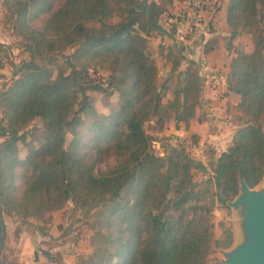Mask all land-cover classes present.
Wrapping results in <instances>:
<instances>
[{
	"label": "trees",
	"instance_id": "trees-1",
	"mask_svg": "<svg viewBox=\"0 0 264 264\" xmlns=\"http://www.w3.org/2000/svg\"><path fill=\"white\" fill-rule=\"evenodd\" d=\"M0 3L29 54L11 62L8 80L0 83V218L2 213L24 221L32 217L43 225L50 211L67 201L92 207L95 242L83 264H205L211 242L227 247L230 235L212 238L209 216L219 205L214 198L232 199L238 172L249 187L264 173V0L226 2L225 48L232 50L226 88L238 94L235 107L245 119L225 149L208 159L211 175L197 181L193 158L152 152L143 128L152 118L151 128H162L165 111L159 100L166 88L165 81L156 83V67L146 51V6L139 0ZM149 7L153 12L154 3ZM242 34L251 37L247 52L232 43ZM67 46L72 50L65 64L72 70L51 82L41 79L46 63L56 58L53 51L62 53ZM6 48L0 42L1 55ZM177 64L173 61L172 69ZM88 68L107 72V87L122 107L65 143L63 128L75 129L87 107L78 86L92 79ZM199 90L200 78L187 66L166 104L175 121L186 123L193 115ZM32 118L43 129L35 144L23 130ZM109 157L115 159L112 167L95 170Z\"/></svg>",
	"mask_w": 264,
	"mask_h": 264
},
{
	"label": "crops",
	"instance_id": "crops-1",
	"mask_svg": "<svg viewBox=\"0 0 264 264\" xmlns=\"http://www.w3.org/2000/svg\"><path fill=\"white\" fill-rule=\"evenodd\" d=\"M151 2L154 3L153 12L149 7ZM214 2L212 11L204 12L196 24L187 28L183 17L187 0H139L140 5L146 6L149 33L156 32L142 34L145 35L148 51L156 67L155 79L158 81L159 73L162 72L160 82L166 81L163 99L167 102L172 98L169 85L173 84L170 81L177 78L181 82L187 66L200 78L198 104L194 107L193 115L186 124L173 119L164 128L165 138L169 141L168 154L181 152L174 144L179 140V134L193 135V140L198 143L195 151L197 160L193 164L198 165L200 173L206 169L204 158L214 159L225 149L234 128L245 119L235 107L238 94L226 88L232 54V50H227L224 45V38L229 32L225 20L227 0ZM165 11L166 28L159 22ZM165 37L166 58L159 53V45L164 43L161 38ZM0 42L6 43V40L0 37ZM175 60H178V64L172 69ZM203 143L208 145V149L201 151ZM191 169L197 170L194 167ZM71 212V208L63 206L54 209L49 213V221L43 225L36 224L32 217L24 221L15 215H6V219L1 216L4 236L0 264H83L85 256L91 251V243L88 240L81 243L79 240L78 246L75 245L76 237L82 239L83 231L76 232L73 228L76 223Z\"/></svg>",
	"mask_w": 264,
	"mask_h": 264
},
{
	"label": "rangeland",
	"instance_id": "rangeland-1",
	"mask_svg": "<svg viewBox=\"0 0 264 264\" xmlns=\"http://www.w3.org/2000/svg\"><path fill=\"white\" fill-rule=\"evenodd\" d=\"M165 1L166 0H164V2ZM159 20L158 21L162 25H165L166 28V23H164L166 22V11L164 12L163 17H160ZM12 23H13L12 16L9 14L6 8L0 3V37H2L3 40H6V43L3 44L7 47L6 54L1 55L0 53V59L3 61V64L0 67V74H1L0 83L2 81L8 80L10 76L11 62L16 63L22 59L29 58L28 51L24 49L20 36L16 34L12 28ZM36 24H38V22H36ZM263 28H264V23H263ZM153 32L154 31H150L151 34L156 33ZM150 33L148 30L147 34ZM161 40H164V43H160L159 53L160 55H163L166 58V45H165L166 37L164 39L161 38ZM226 40L227 39L224 38V45L226 43ZM232 43L236 50L247 52L251 48V37L248 34L239 35L232 40ZM145 45H146V51L150 55V52L148 51L149 49L146 38H145ZM71 50L72 49L67 46L62 50V53H59L58 51H53V53L56 55V58L54 61L46 63L48 70L44 75L40 76V78L48 82H51L52 80L56 79L60 74L70 72L72 68L66 66L65 56ZM172 56L173 58L175 57L173 54ZM35 61L40 62L41 59L35 58ZM58 67L61 68L58 69ZM87 72L92 79L86 83L85 82L79 83L78 86V96L82 103L87 104V107L80 111L79 115L81 117V122L75 127V129L70 130L66 127L63 128L65 143L71 137H73V135H77V134L79 135L81 133H85L86 131L92 130L94 127H96L98 121L103 119V116L105 114L112 111L114 108L122 107L117 101L116 93L109 91V88L107 87V80H108L107 72L103 69H97L96 71H93L90 68L87 69ZM162 75L163 73L160 72L159 73L160 79H158V81L157 79H155L157 84L160 83ZM174 80L170 81L172 82L173 85L169 83L170 89H172V87H177L179 84L177 78H174ZM165 92H166V88L163 89V94L159 100V106L165 111V114L162 118V128L159 130L151 128L153 118L151 120L146 121L143 124V128L145 132L149 134L151 137L149 142L150 150L154 153L162 154L164 156L168 154V145H169V141L166 140L165 138L166 130H164V128H166V124L172 123V120L174 119L172 110L166 107L167 104L166 99H163ZM75 107L76 105L73 107V109H70L68 111L67 116H70L72 114ZM23 130L26 132V138L28 140V143H34V144L39 140L43 132V129L40 125V121L37 118H32L28 122V124L23 128ZM174 144L175 146H177V148L180 149L182 154H185L186 156L191 157L194 160H197V158H195L196 156L195 151L186 150L181 145L179 140H177V142H175ZM26 148L27 147L25 145L21 146L20 150L18 151V154L21 156L25 152ZM204 161L206 163L205 164L206 169L204 170V172L200 173L198 172V170L191 169L192 177L196 181L203 180L207 175H210L208 171L209 167L207 164L208 160L207 159L205 160L204 158ZM114 163H115V159L113 157H109L103 160L102 162H100L98 166L95 167V170L104 171L112 167ZM253 187L254 188L264 187V173L261 180ZM214 203L215 204L219 203V205L212 208L209 216L212 222V227H211L212 238L222 240L226 236L230 235L231 242L227 247H221L211 242L208 247V253L206 256L205 264H223L221 262V258L223 257L221 254V250H228L229 248L233 247L239 241V239H241V233L238 230V223H237L238 217L235 211L224 202H219L216 197L214 198ZM63 207L71 208L72 210L71 216L75 218L74 223H76L73 228L76 230V232L83 231L82 239L76 237L75 245L78 246L79 240H81L80 241L81 243L84 240H88L91 243V247H92L93 243L95 242L92 234L94 227H92L91 225V222L94 217L92 213L93 210L92 207L90 206L77 207L73 205L71 201H67L63 205ZM1 215L4 216L5 219L7 218L6 215L13 216L11 214H3V213ZM86 257L87 256H85V258Z\"/></svg>",
	"mask_w": 264,
	"mask_h": 264
},
{
	"label": "water",
	"instance_id": "water-1",
	"mask_svg": "<svg viewBox=\"0 0 264 264\" xmlns=\"http://www.w3.org/2000/svg\"><path fill=\"white\" fill-rule=\"evenodd\" d=\"M238 217L241 239L228 250H221L223 264H264V187H249L237 173V192L223 200ZM4 236L0 218V248Z\"/></svg>",
	"mask_w": 264,
	"mask_h": 264
},
{
	"label": "built area",
	"instance_id": "built-area-1",
	"mask_svg": "<svg viewBox=\"0 0 264 264\" xmlns=\"http://www.w3.org/2000/svg\"><path fill=\"white\" fill-rule=\"evenodd\" d=\"M214 6V0H187V5L183 13L187 28H191L196 24L204 12L212 11ZM179 141L186 150L196 151L198 143L190 135L185 133L179 134ZM206 149H208V145L205 143L201 144V151Z\"/></svg>",
	"mask_w": 264,
	"mask_h": 264
}]
</instances>
